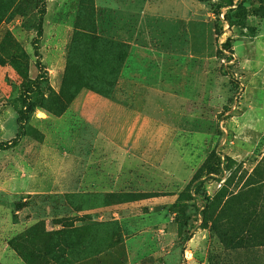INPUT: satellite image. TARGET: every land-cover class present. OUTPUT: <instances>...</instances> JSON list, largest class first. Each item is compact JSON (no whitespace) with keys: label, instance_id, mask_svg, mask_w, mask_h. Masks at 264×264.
Here are the masks:
<instances>
[{"label":"rangeland","instance_id":"374dc122","mask_svg":"<svg viewBox=\"0 0 264 264\" xmlns=\"http://www.w3.org/2000/svg\"><path fill=\"white\" fill-rule=\"evenodd\" d=\"M226 1L46 0L44 36L39 45L46 72L39 103L46 109L27 113L20 142L0 151V264H27L10 246V241L23 232L35 228L33 234L41 237L44 231L83 225L88 226L81 229L80 236L66 244L70 261L78 262L103 248L101 237L113 232L109 244L116 246L108 256L90 257L84 264H264V247L231 253L210 227L202 226L201 211L207 198L213 199L222 189L228 194L239 192L257 167L260 176L256 178L264 177V17L256 13L263 10L264 0H232L231 7L224 6ZM3 5L6 18L0 24V143L17 137L18 111L25 110L26 89L38 78L33 40L41 0H0V17ZM152 5L157 9L153 10ZM241 6L247 11L245 18ZM143 13L159 14L164 21L156 31L172 36H190L188 30L192 27L186 24L178 28L174 21L178 17L180 21H204L195 31H203L210 40L212 68L220 77L212 89L211 126L212 151L221 157V172L204 178L203 188L192 191V199L178 216L174 203L162 206L156 198L141 197L144 193L115 194L102 185L92 189L78 185L73 179L76 172L57 169L61 157L58 140L55 151L44 154L45 133L53 124L45 125L41 120L45 114L60 118L71 107L55 114L65 102L59 93L67 69L68 88L82 87L74 108L83 100L84 92L115 99L125 97L126 89L130 90L119 88L127 44L113 24L125 18L136 22ZM199 38L197 44L207 42L205 37ZM63 126L68 129L72 123L65 121ZM227 157L236 162L230 170L226 168ZM185 188L176 192L172 188L173 192L156 197L179 196ZM62 190L69 192L66 197L61 195ZM75 191L81 195L76 197ZM246 192V198L255 197L254 191ZM90 224L110 227L89 230ZM42 245L49 247L47 243ZM117 248H123L124 257ZM51 257L44 260L54 264Z\"/></svg>","mask_w":264,"mask_h":264},{"label":"crops","instance_id":"0c3cea01","mask_svg":"<svg viewBox=\"0 0 264 264\" xmlns=\"http://www.w3.org/2000/svg\"><path fill=\"white\" fill-rule=\"evenodd\" d=\"M163 21L159 14L143 13L136 22L129 18L114 22L129 46L118 82L120 89H130L125 97L104 99L84 92L76 108L75 99L65 115L45 114L41 120L53 124L45 133L44 154L55 151L58 140L57 169L76 172L73 179L86 189L102 185L115 194H162L172 188L176 192L190 183L212 152V89L220 77L212 68L210 40L203 31H195L204 21L176 18L178 28L192 27L185 37L158 33ZM202 36L207 42L197 44ZM65 121L73 127L64 129ZM66 193L61 191L63 197ZM177 197L153 198L163 206Z\"/></svg>","mask_w":264,"mask_h":264},{"label":"trees","instance_id":"16d2710c","mask_svg":"<svg viewBox=\"0 0 264 264\" xmlns=\"http://www.w3.org/2000/svg\"><path fill=\"white\" fill-rule=\"evenodd\" d=\"M233 1H226L224 6L231 7ZM242 15L245 18L247 16V11L241 6ZM4 11V12H3ZM2 17H0V24L6 18L5 7L3 5ZM39 22L35 28L36 38L33 40V47L35 50V55L37 57L36 67L38 70L37 80L30 85L25 92L23 98L24 111H18V134L17 137L10 141H3L0 143V151H5L16 146L25 134V118L27 113L34 112L37 108L46 109L43 103H39L43 85L46 83V72L45 66L42 63V56L40 54V42L44 36V18L47 14V4L46 0H41V8L39 11ZM257 15L264 17L263 10H257ZM127 52L122 60L123 67L129 52V46H126ZM222 54L218 52L220 57ZM68 69L65 74V82L63 88L59 95L65 98L64 104L61 106L60 110L55 114H62L68 107L72 105L82 87L76 85L75 88L70 89L67 86L68 81ZM227 162L226 168L230 170L236 164V162L227 157L225 159ZM222 160L215 151H212L205 163L199 168V170L194 175L193 179L186 186L185 190L177 197L174 202L173 209L177 211V216L181 215L182 209L185 207V203L189 202L191 198L192 191H198L203 188L204 178L210 174L221 172ZM260 176L258 167L254 171V175L251 176L243 187L237 193L228 194L227 190L222 189L213 199L207 198L205 201V207L201 211L202 216V226L204 228L210 227L212 231L216 234L220 243L228 251L234 250H245L249 248L264 247V184H259V182L264 181V177L256 178ZM258 184V186H257ZM254 185L252 189L250 187ZM246 189L254 191V198H246ZM157 194H143L141 197H155ZM140 200L141 198H135ZM145 199V198H144ZM143 200V199H142ZM88 226V225H87ZM87 226H70L63 230L55 232H42V236L34 233L35 228L23 232L21 235L15 237L10 241V246L18 253V255L27 264H51L49 261L44 260L48 256H51L54 264H84L85 261L90 257H102L108 256L110 250L115 244H109V240L113 236V232L107 233V235L102 236L101 239L105 242L103 248L96 249L90 253L89 256L82 258L77 261L68 260L70 255V249H67V243L70 239L77 235L80 236L81 229H86ZM110 227L108 224H90L88 227L90 229H100ZM86 239V238H85ZM44 243H47L49 247H44ZM65 244V245H63ZM36 245H41L36 248V254H34L33 249ZM63 245V246H61ZM116 246V245H115ZM53 248V249H52ZM117 253L124 257L123 248H117ZM66 255V256H65ZM68 257V258H67ZM66 260H62V259ZM41 259V260H40ZM101 260V259H100ZM120 262H117L119 264Z\"/></svg>","mask_w":264,"mask_h":264}]
</instances>
